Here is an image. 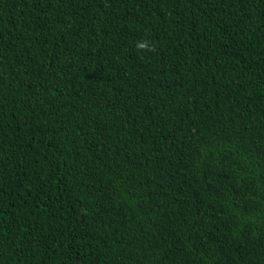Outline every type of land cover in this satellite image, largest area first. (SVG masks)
<instances>
[{"label":"trees","instance_id":"16d2710c","mask_svg":"<svg viewBox=\"0 0 264 264\" xmlns=\"http://www.w3.org/2000/svg\"><path fill=\"white\" fill-rule=\"evenodd\" d=\"M0 264H264V0H0Z\"/></svg>","mask_w":264,"mask_h":264},{"label":"clouds","instance_id":"9594fccd","mask_svg":"<svg viewBox=\"0 0 264 264\" xmlns=\"http://www.w3.org/2000/svg\"><path fill=\"white\" fill-rule=\"evenodd\" d=\"M137 47H138V48H141V49H145V48L148 47V45H147L146 42H144V43H139V44L137 45Z\"/></svg>","mask_w":264,"mask_h":264}]
</instances>
